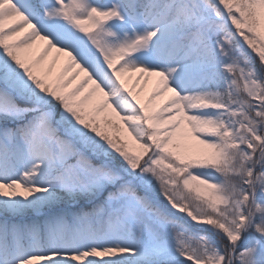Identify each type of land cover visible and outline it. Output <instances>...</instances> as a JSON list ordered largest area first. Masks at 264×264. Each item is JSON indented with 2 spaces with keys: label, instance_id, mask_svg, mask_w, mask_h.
<instances>
[{
  "label": "snow or ice",
  "instance_id": "snow-or-ice-1",
  "mask_svg": "<svg viewBox=\"0 0 264 264\" xmlns=\"http://www.w3.org/2000/svg\"><path fill=\"white\" fill-rule=\"evenodd\" d=\"M0 264H264V0H0Z\"/></svg>",
  "mask_w": 264,
  "mask_h": 264
}]
</instances>
